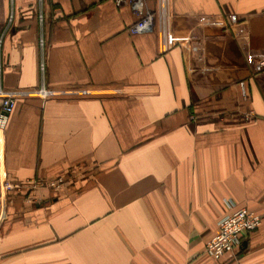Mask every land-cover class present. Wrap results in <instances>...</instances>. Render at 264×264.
Returning <instances> with one entry per match:
<instances>
[{
	"label": "crops",
	"instance_id": "1",
	"mask_svg": "<svg viewBox=\"0 0 264 264\" xmlns=\"http://www.w3.org/2000/svg\"><path fill=\"white\" fill-rule=\"evenodd\" d=\"M166 13L130 34L114 0H0L1 87L55 92L16 101L0 176L65 179L10 193L0 264H264V0ZM227 202L262 221L215 260L204 245Z\"/></svg>",
	"mask_w": 264,
	"mask_h": 264
},
{
	"label": "built area",
	"instance_id": "2",
	"mask_svg": "<svg viewBox=\"0 0 264 264\" xmlns=\"http://www.w3.org/2000/svg\"><path fill=\"white\" fill-rule=\"evenodd\" d=\"M40 7L42 0H38ZM117 6L127 4L131 7L136 16V20L128 27L130 34H139L144 32H150L153 30L155 20L158 16L164 17V22L167 20L166 6L168 0H157L158 13L149 9L146 6V0H114ZM39 21H42V14L39 13ZM165 41L168 37L164 29ZM46 40L43 34L39 35L38 48H39V61L38 68L43 78L45 70V52H46ZM241 94L243 98H246L243 82H240ZM38 94L42 97L53 95L55 92L46 90L43 86L36 90H7L0 85V132H2L7 124L9 115L12 113L16 101L18 98L30 95ZM249 116V113H247ZM247 115L245 117H247ZM197 114L190 113L189 119L194 120ZM64 177L57 176L54 179L47 181H36L31 179L26 180H10L5 174L0 176V205L4 202H8V196L11 194H26V199L31 201L29 193L32 190L39 188H55L58 189L64 184ZM34 200V199H33ZM227 213H225L217 222V232L205 243L204 253L209 257L218 260L224 254H233L239 247L242 238L256 231L261 225L262 217L246 208L234 207L231 202H227Z\"/></svg>",
	"mask_w": 264,
	"mask_h": 264
},
{
	"label": "rangeland",
	"instance_id": "3",
	"mask_svg": "<svg viewBox=\"0 0 264 264\" xmlns=\"http://www.w3.org/2000/svg\"><path fill=\"white\" fill-rule=\"evenodd\" d=\"M5 203H7V202H4V204H1V205H0V208H1L2 205H3V208H5V207H4V206L6 205ZM2 213H3V215H5L4 212H3L2 209H1L0 215H2Z\"/></svg>",
	"mask_w": 264,
	"mask_h": 264
}]
</instances>
